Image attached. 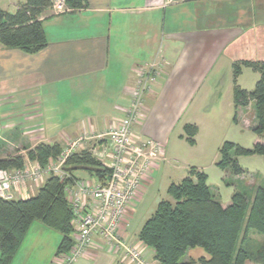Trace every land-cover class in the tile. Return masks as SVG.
<instances>
[{"label": "crops", "instance_id": "obj_1", "mask_svg": "<svg viewBox=\"0 0 264 264\" xmlns=\"http://www.w3.org/2000/svg\"><path fill=\"white\" fill-rule=\"evenodd\" d=\"M85 1L82 8L67 6L68 11L48 10L41 16L48 45L37 53L0 43V159L22 155L27 165L33 161L26 153L37 145L58 144L64 150L87 135L78 152L95 153L109 163L112 147L104 134L124 117L135 70L157 63L161 76L146 96L133 131L137 142L155 141L160 154L122 220L120 237L158 264L154 251L138 236L158 204L170 199L169 186L184 180L192 168L207 174L210 188V169L223 172L222 179L228 175L217 165L222 145L230 142L221 131L227 122L210 119L207 102L214 93L227 92L221 107L231 112L226 118L236 127L249 123L245 110L251 104L234 107L233 65L264 62V0ZM25 2L0 0V7L14 13ZM259 79L258 73L243 68L238 85L252 91ZM252 120L256 126L255 115ZM187 125L198 128L194 145L185 133ZM194 152L207 161L182 158ZM77 171V180L99 182L90 172ZM48 177L15 188L16 199L36 195ZM61 241L60 233L35 223L11 264H58ZM202 259L209 261L210 256L195 248L184 261L202 264ZM76 264L131 263L98 239Z\"/></svg>", "mask_w": 264, "mask_h": 264}, {"label": "trees", "instance_id": "obj_2", "mask_svg": "<svg viewBox=\"0 0 264 264\" xmlns=\"http://www.w3.org/2000/svg\"><path fill=\"white\" fill-rule=\"evenodd\" d=\"M71 8H82L85 0H66ZM52 7L50 0H26L14 13L0 7V43L6 48L20 49L34 54L47 45L41 16ZM243 68H250L260 75L254 90L248 91L238 85ZM233 101L236 110L255 103L256 126L254 133L264 139V62L238 61L233 65ZM237 120V115L235 116ZM196 126H185L191 145L195 144ZM58 144L37 145L29 150L27 159L46 167L62 154ZM263 156L264 142L253 149L225 142L220 149L218 166L231 169L236 175L244 174L236 157ZM26 158L16 155L0 159V169L17 170L25 167ZM91 167L89 171L99 182L106 184L112 170L103 161L88 151L73 154L64 169ZM77 171V170H76ZM68 172V171H67ZM74 172L69 179L50 175L36 195L29 199L5 200L0 198V264H11L21 243L32 225L39 223L62 236L57 256L63 257L75 244L72 233L73 211L66 194V187L77 180ZM170 199L162 200L153 215L145 222L139 240L155 253L158 264H193L184 261L188 252L202 248L210 260L202 264H264V243L255 247L252 236L264 237V188L257 189L253 198L243 192H235L228 207L216 199L204 172L192 168L188 176L179 183H172L167 191Z\"/></svg>", "mask_w": 264, "mask_h": 264}, {"label": "built area", "instance_id": "obj_3", "mask_svg": "<svg viewBox=\"0 0 264 264\" xmlns=\"http://www.w3.org/2000/svg\"><path fill=\"white\" fill-rule=\"evenodd\" d=\"M56 7L59 12L68 11L63 1ZM161 73L157 63L135 70L136 80L129 91L130 98L124 117L117 120L104 134L111 143V161L105 163L97 157L112 170L108 182L94 184L75 180L73 185L66 187L77 237L72 249L61 257L58 264H76L96 245L98 239L124 261L131 264H149L138 248L121 239L120 226L150 163L160 154V146L155 141L148 139L137 142L133 127L144 111L146 96L152 92ZM88 140L87 135H81L63 150L58 160L46 167L37 162H29L23 169H0V198L14 200L15 188L26 186L30 182L39 183L45 176L55 175L63 180L69 179L70 176L64 169L65 164Z\"/></svg>", "mask_w": 264, "mask_h": 264}, {"label": "rangeland", "instance_id": "obj_4", "mask_svg": "<svg viewBox=\"0 0 264 264\" xmlns=\"http://www.w3.org/2000/svg\"><path fill=\"white\" fill-rule=\"evenodd\" d=\"M50 1L52 2V7L49 11H51L52 13L53 11L59 12L58 11L59 9L56 6L62 3V1L66 5V7L68 6L66 0H50ZM254 88L255 87H252L250 90H253ZM233 90H234V87L232 89V94L230 93L231 95H233ZM228 97H229V94L227 92L225 93L218 92V93H214L213 97H211V100L209 99L206 106L209 104L208 112L211 113L210 119H213V121L215 122L216 121L227 122L226 126L223 125L224 127L221 130L223 133V136L227 137L228 141L239 144L245 149H253L256 144L260 142L263 143L264 139H262L261 137L259 138L253 132V129L255 128V122L252 119L254 115L256 114L255 113V103H251V105L245 110L247 121L249 122L247 124H249V126L245 123V124H240L239 126L236 127L237 124L234 123L233 119L230 120V117L226 118V115H228L231 112H228L226 109L221 108V107H224L223 103L227 101ZM216 126L219 127L218 123ZM27 154L28 152L26 153V155ZM94 154L93 156L95 157ZM196 154L197 152H194L192 154H185V155H182V158H186L190 160L191 162H193V159H196L200 162L201 160L202 162L207 161L206 157L205 158L201 157L200 159L198 155ZM58 159L59 158L54 159L53 161L58 160ZM236 159L238 160V163L244 170V174L242 175L236 176L230 168L227 170L221 169L222 171H225V173L228 174L227 177H224V179H222L223 172L221 175H219L218 171L220 170H216L218 168H213L212 170L210 169L211 179L209 183L212 185L211 190L213 194L215 195L216 199L221 203L222 206L224 205L225 207L230 204L231 196L235 192H243L249 198H253L258 188L260 187L264 188V155L263 156H258V155L240 156V157H236ZM181 165L183 166V163ZM77 173L78 174L89 173V171L80 170V171H77ZM176 181L180 182L179 180H176ZM141 214H144V213H140L137 217L139 218ZM76 237H77V231L75 229L72 233V239L75 240ZM252 237L254 239L253 242H255V247L257 246V244L258 246H260L261 244L264 243L263 236L255 235ZM60 259L61 257L58 258V260ZM147 262L149 264H154L153 262H150V261H147Z\"/></svg>", "mask_w": 264, "mask_h": 264}, {"label": "water", "instance_id": "obj_5", "mask_svg": "<svg viewBox=\"0 0 264 264\" xmlns=\"http://www.w3.org/2000/svg\"><path fill=\"white\" fill-rule=\"evenodd\" d=\"M76 170H87V171H93V172L99 171V169L97 168L84 167V166L67 168L65 171L71 172V171H76Z\"/></svg>", "mask_w": 264, "mask_h": 264}]
</instances>
